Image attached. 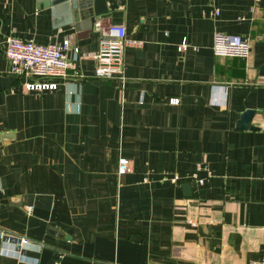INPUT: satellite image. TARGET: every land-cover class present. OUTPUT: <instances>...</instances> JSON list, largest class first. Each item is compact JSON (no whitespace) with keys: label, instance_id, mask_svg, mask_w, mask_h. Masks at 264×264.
<instances>
[{"label":"crops","instance_id":"0c3cea01","mask_svg":"<svg viewBox=\"0 0 264 264\" xmlns=\"http://www.w3.org/2000/svg\"><path fill=\"white\" fill-rule=\"evenodd\" d=\"M90 1L76 21L50 0H0V264L261 258L264 0ZM115 25L140 42L125 46L124 82L94 77ZM217 31L248 38L250 56H215ZM8 36L71 37L89 78L26 91L8 73ZM249 109L255 128H239Z\"/></svg>","mask_w":264,"mask_h":264},{"label":"built area","instance_id":"2783aa9c","mask_svg":"<svg viewBox=\"0 0 264 264\" xmlns=\"http://www.w3.org/2000/svg\"><path fill=\"white\" fill-rule=\"evenodd\" d=\"M212 14L218 15L219 11L216 9ZM127 44L140 42L127 37L125 26L115 25L102 31L99 49L93 55L96 61L95 78L125 81L124 49ZM212 49L218 57L245 59L251 54V43L241 35L217 31L214 34ZM5 57L8 61V73L22 79L26 91L57 90L61 81L70 75L83 80L89 78L78 70L81 50L71 37H66L61 42L42 44L33 39L8 36L5 41ZM172 101L177 103L178 99L173 98ZM129 166L128 158H120L119 173H127ZM210 177L211 174L207 178L199 179V182L203 183ZM174 180L176 181V178ZM27 208L31 210L33 205H28ZM27 240L21 238L23 243H28ZM55 264H61L60 258ZM249 264H264V255L251 260Z\"/></svg>","mask_w":264,"mask_h":264},{"label":"water","instance_id":"95a60500","mask_svg":"<svg viewBox=\"0 0 264 264\" xmlns=\"http://www.w3.org/2000/svg\"><path fill=\"white\" fill-rule=\"evenodd\" d=\"M50 4L52 6L56 7V10L58 13L66 12L70 13L73 12L76 18V21L78 20V13L80 11H83L86 7H88L91 4L90 0H50ZM84 16V13L82 14ZM87 16V15H86ZM255 116V111L254 110H246L239 122H238V127L242 129H253L255 126L252 124L253 118ZM184 187L188 189L187 195L192 194V185L190 182H185Z\"/></svg>","mask_w":264,"mask_h":264}]
</instances>
